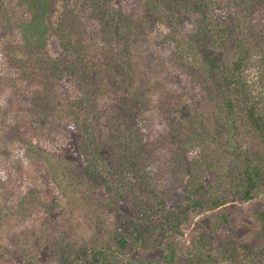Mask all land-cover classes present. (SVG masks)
I'll list each match as a JSON object with an SVG mask.
<instances>
[{
	"label": "trees",
	"instance_id": "1",
	"mask_svg": "<svg viewBox=\"0 0 264 264\" xmlns=\"http://www.w3.org/2000/svg\"><path fill=\"white\" fill-rule=\"evenodd\" d=\"M75 1L88 5L89 13L75 11ZM117 1L17 0L10 4L0 0V56L5 63L3 82L16 89L12 109H21L39 125L58 115L71 130L62 148L54 138L41 134V126L35 129L36 138L28 140L15 124L9 151L24 163L43 160L46 186L55 187L61 199H81L95 219H106L97 210L103 211L113 199L130 195L141 213L133 240L138 245L147 238L141 225L150 232L159 229L146 203L150 194L166 208L177 202L186 207L176 215H165L161 234L182 233L190 209L225 206L227 194L202 198L218 187V181L227 183L231 177L234 195L252 199L264 175L262 160L257 161L247 148L239 152L230 148L226 153L221 142L224 136L232 135L234 140L242 127L264 145V114L255 102H246L241 109L236 102L235 96L249 95L243 80L249 56L244 41L237 44L227 72L212 48L228 49L234 38L240 40L236 34L240 18L223 9L225 1L146 0L139 18L128 15ZM260 20L264 38V16ZM144 38L151 39L153 50L135 54L131 43ZM183 50L191 52L192 58ZM169 72L178 75V85L166 78ZM59 81L65 82L66 101L56 93ZM217 156L226 161L234 158L233 163L217 165ZM173 158L187 162L191 170L185 190L171 192L160 184L163 179L157 172L160 166L166 169L172 164ZM176 165L184 164L177 161ZM176 171L182 173V169ZM232 171L235 174L230 175ZM103 183L109 198L97 193L95 185ZM160 188L167 189L159 193ZM17 194L8 203L0 200V240L22 230L31 233L28 226L43 205L28 185ZM228 217L227 213L222 219ZM38 223L35 233L41 237L50 225ZM37 237L32 233L30 239ZM59 241L67 250L66 236L60 234ZM129 241L119 238L118 251L128 250ZM171 249L166 261L175 264L178 252L175 246ZM75 251L77 257L64 256V264H79L90 255L92 264L106 258L103 249L83 246ZM247 252L254 253V264H264V243ZM226 255L237 258L234 251Z\"/></svg>",
	"mask_w": 264,
	"mask_h": 264
},
{
	"label": "rangeland",
	"instance_id": "2",
	"mask_svg": "<svg viewBox=\"0 0 264 264\" xmlns=\"http://www.w3.org/2000/svg\"><path fill=\"white\" fill-rule=\"evenodd\" d=\"M7 1L14 4L17 0ZM223 1H225L223 9L236 15L237 19L240 18L236 22L238 29L236 34L240 36V40L234 38L228 49H220L214 47L215 45L212 48L219 55L227 72V68L231 66L237 55V44L244 41V46L249 50V56L243 68V80L249 95L235 96L238 99L236 102L239 109L246 102H255L260 112L264 114V38L260 26V19L264 16V0H259L257 4L247 0ZM145 2L146 0L117 1L118 5L134 18L142 16ZM72 8L85 14L90 11V7L80 1H75ZM86 40L89 41V37H86ZM131 46L135 54L145 55L153 50V43L147 38L134 40ZM183 51L189 55L190 59L192 58L191 52ZM4 68V59L0 56V153L3 160L0 163V200L3 203L10 202L14 196L18 195L17 192L22 186L28 185L30 190L39 195L43 205L37 208L35 219L31 221L32 225L28 226L31 233L28 231L25 233L22 230L11 238L3 234L0 240V264H64L62 260L64 256L77 257L75 250L83 246L96 250L103 249V255L106 258L102 259L99 264H141L142 261L145 264H168L165 256L167 252L172 251L173 246L178 252L174 260L175 264H241V262L242 264H254V253L247 252V248L256 249L264 243V217L261 215L264 214V175L250 200L234 195L236 191L231 188L235 184L231 181V177L228 178L227 183L224 181L221 184L218 181V187L213 186L210 192L207 191L202 195V198L208 200L227 194L228 203L217 209L212 207L190 209L186 214L188 218L182 228V233L170 231L161 234V222L166 219L165 215L168 216L169 213L171 216L176 215L186 207L177 202L171 208H166L165 204L160 202L159 197L150 194L146 203L151 209L150 214L158 222L159 229H153L150 232L146 230L145 224L141 225V231L146 232L147 238L135 245L133 240L141 213L130 195L126 199H113L109 206L103 207V211L97 210L102 215H106V219H95L81 199H61L55 187H50L48 184L46 186L44 178L47 170L43 160L35 159L24 163L19 155L9 151L11 132L15 124L19 125L21 136L28 140L36 138L35 129L41 126V134L47 138H54L57 141L56 144L62 148H66L71 137V130L58 115H52L44 124L39 125L21 109H12L16 89L3 82ZM166 78L175 85L180 82L178 75L171 72L167 73ZM56 93L61 100L68 99L64 81L58 82ZM231 137L224 136L221 142V144L224 142L226 150L229 151L226 153H230V148H234L237 152L247 148L254 154L257 161L262 160L264 164V145L255 139L247 128L241 127L237 137L233 138L234 140ZM208 150L209 148L207 152ZM215 158L218 160L219 157ZM233 159L228 158L226 161L222 156L217 165H229L233 163ZM177 161L184 165L179 168L176 165ZM187 167V162L176 158H173L172 164L166 169L163 165L160 166L157 172L163 179L160 184L166 186L171 192L180 190V188L185 190L184 185L192 174L190 168L187 169ZM178 169H182V173L176 171ZM228 173L232 175L235 171ZM95 186L99 195L108 196L104 183ZM113 186H117L116 183ZM167 188H160L159 193ZM46 204L49 206L45 208ZM227 213L229 214L228 220L224 221L222 216ZM38 222H47L50 225L48 230H43L41 237H37L35 233L36 226H40ZM32 233L37 238L31 240ZM60 234L65 235L69 240V246L65 251L63 243L60 244L59 241ZM122 236L130 240V246L128 250L118 251V239ZM229 250L236 253L235 260L226 255V251ZM92 260L93 256H86L79 264H92Z\"/></svg>",
	"mask_w": 264,
	"mask_h": 264
}]
</instances>
